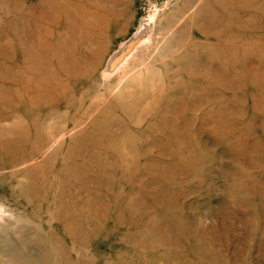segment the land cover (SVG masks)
Segmentation results:
<instances>
[{
    "label": "rangeland",
    "instance_id": "1",
    "mask_svg": "<svg viewBox=\"0 0 264 264\" xmlns=\"http://www.w3.org/2000/svg\"><path fill=\"white\" fill-rule=\"evenodd\" d=\"M0 264H264V0H0Z\"/></svg>",
    "mask_w": 264,
    "mask_h": 264
}]
</instances>
